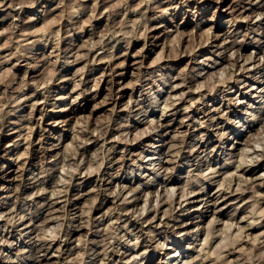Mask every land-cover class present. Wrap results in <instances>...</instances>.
<instances>
[{
  "label": "rangeland",
  "instance_id": "obj_1",
  "mask_svg": "<svg viewBox=\"0 0 264 264\" xmlns=\"http://www.w3.org/2000/svg\"><path fill=\"white\" fill-rule=\"evenodd\" d=\"M263 96L264 0H0V264H264Z\"/></svg>",
  "mask_w": 264,
  "mask_h": 264
},
{
  "label": "bare ground",
  "instance_id": "obj_2",
  "mask_svg": "<svg viewBox=\"0 0 264 264\" xmlns=\"http://www.w3.org/2000/svg\"><path fill=\"white\" fill-rule=\"evenodd\" d=\"M149 2H150V1H149ZM153 11H154V10H153ZM70 37H71V36H70ZM45 40H46V39H45ZM258 42H259V41H258ZM70 45H71V44H70ZM32 46H33V45H32ZM28 47H29V46H28ZM24 50H25V49H24ZM61 51H62V50H61ZM204 51H205V50H204ZM92 52H93V51H92ZM21 57H22V56H21ZM195 57H196V56H195ZM248 58H249V57H248ZM231 59H232V58H231ZM233 60H234V59H233ZM235 61H236V59H235ZM235 61H234V62H235ZM247 61H248V59H247ZM249 61H250V60H249ZM238 62H239V61H238ZM245 62H246V61H245ZM236 64H237V63H236ZM233 65H235V64H233ZM251 68H252V67H251ZM246 69H247V68H246ZM211 74H212V73H211ZM219 74H220V73H219ZM189 76H190V75H189ZM211 76H213V75H211ZM232 76H233V75H232ZM192 79H193V78H192ZM230 79H231V78H230ZM183 80H184V79H183ZM190 82H191V81H190ZM190 82H189V83H190ZM224 84H226V83H224ZM51 86H52V85H51ZM217 86H218V85H217ZM222 86H223V85H222ZM184 87H185V86H184ZM202 87H203V86H202ZM251 89H253V87H251ZM214 90H215V89H214ZM210 91H211V90H210ZM255 92H256V91H255ZM254 95H255V94H254ZM252 97H253V98H256V97L253 96V95H252ZM252 97H251V98H252ZM263 97H264V96H263ZM263 97H262V98H263ZM257 98H258V97H257ZM63 99H65V95L62 96L61 98H59L58 100H63ZM181 100H182V98H181ZM202 100H203V99H202ZM200 101H201V100H200ZM259 104H261V103H259ZM263 104H264V103H262V105H263ZM192 105H193V104H192ZM167 106H168V105H167ZM66 107H67V105L64 106L61 110H59V111H57V112H64L65 109H66ZM165 107H166V106H165ZM33 108H34V107H33ZM166 108H168V107H166ZM263 108H264V107L259 106V107L255 108V109L253 110L252 113H250V116L253 117V118H251V121H250V122H252V121L255 120V119L258 120L257 115H260V112H262L261 110H262ZM138 109H139V107H138ZM33 110H34V109H33ZM33 110H32V111H33ZM257 110H258V112H257ZM34 111H36V109H35ZM263 111H264V110H263ZM1 115H2V114H1ZM261 115H262V114H261ZM33 119H34V118H33ZM248 120H250V119H248ZM30 121H31V120H30ZM63 122H65V121H62L61 123H63ZM153 122H154V121H153ZM190 122H191V121H190ZM15 125H16V124H15ZM263 125H264V124H263ZM165 126H166V125H165ZM249 126H250V125H249ZM242 127H243V126H242ZM154 128H155V126H154ZM156 128H157V127H156ZM208 128H209V127H208ZM249 128H251V127H249ZM262 128H264V127H262ZM33 130H34V129H33ZM148 130H149V129H148ZM86 131H87V130H86ZM145 132H146V130H145ZM238 132H239V131H238ZM256 132H257V131H256ZM263 132H264V130H263ZM31 133H32V132H31ZM92 134H93V133H92ZM60 135H62V134H60ZM183 135H184V134H183ZM184 136H185V135H184ZM186 136H187V134H186ZM186 136H185L184 138H186ZM252 136H254L253 133L250 134V136H246V137H247V139H248V137L251 139ZM261 136H262V134H261ZM148 137H151V134H150ZM246 137H245V138H246ZM30 138H31V137H30ZM156 138H157L156 141H158V140H160V139L162 138V135L157 136ZM184 138H183V139H184ZM263 138H264V137H263ZM250 139H249V140H250ZM57 140H58V139H57ZM135 140H136V139H135ZM140 140H141V139H140ZM251 140H252V139H251ZM244 141H245V140H244ZM161 142H162V141H161ZM249 142H250V141H249ZM262 142H263V141H262ZM198 143H199V142H198ZM245 143H246V141H245ZM247 143H248V141H247ZM257 143H258V142H257ZM243 144H244V142H243ZM263 144H264V143H263ZM152 145H153V148H154L153 150H156V149L159 147V146H157V145L154 144V143H153V144H150L149 146H152ZM155 145H156V146H155ZM241 145H242V144H241ZM14 146L17 147L18 145H17V144H14V145L10 146L9 148L14 147ZM126 146H127V145H126ZM175 146H176V145H174V146H172V147H175ZM184 146H185V145H184ZM245 146H246V145H245ZM246 147H248V146H246ZM14 148H15V147H14ZM181 149H183V148H181ZM257 149H258V148H257ZM174 150H175V148H174ZM236 150H238V148H237ZM246 150H247V149H242L241 151H242V152H246ZM251 150H252V149H251ZM262 150H263V149H262ZM109 151H110V150H109ZM248 151H250V149H249ZM248 151H247V152H248ZM155 152H156V151H155ZM155 152H154V151H153V152L151 151V155H155ZM197 152H198V151H197ZM247 152H246V153H247ZM13 153H14V152L9 153L10 156H9V159H7V162H11V161H10V160H11V155H12ZM238 153H239V152H238ZM16 154H17V153H16ZM77 154H78V153H77ZM107 154H108V153H107ZM159 154H160V153H159ZM242 154H243V153H242ZM132 155H133V154H132ZM240 155H241V154H240ZM21 156H22V155H21ZM21 156H20V157H21ZM56 156H57V155H56ZM246 156H247V154H246ZM253 156H255V155H253ZM263 156H264V155H263ZM105 157H106V156H105ZM240 157H242V155H241ZM158 158H159V157H158ZM242 158H244V156H243ZM251 158H252V157H251ZM255 158H256V157H255ZM257 158H258V157H257ZM120 159H121V158H120ZM120 159H119V162H120ZM101 160H102V159H101ZM121 160H122V162H123L122 165H125V163H126V161H127L128 159L125 157V158H123V159H121ZM149 160H152V161H153L152 165H156V164H155V160H156L155 157H150ZM196 160H197V159H196ZM196 160H194V161H196ZM230 160H231V159H229L228 162H226L224 165H229V164L231 163ZM244 160H245V159H243V160L239 163V165L236 167V170H238L239 168H243V166H245L246 161L248 160V158H247V160H246L245 162H243ZM249 160H250V158H249ZM249 160H248V161H249ZM173 161H174V160H173ZM253 161H254V160H253ZM256 161H257V160H256ZM258 161H259V160H258ZM122 162H121V163H122ZM237 162H239V161H237ZM249 162H250V161H249ZM62 163H63V162H62ZM169 163H170V161L166 162L165 164H169ZM255 163H256V162H255ZM257 163H258V162H257ZM79 164H80V163H79ZM72 165H73V164H72ZM197 165H198V164H197ZM254 165H255V164H254ZM75 166H76V165H75ZM249 167H251V166H249ZM249 167H248V168H249ZM259 167H260V166H259ZM162 168H163V167H161L160 169H162ZM9 169H10V168H9ZM100 169H101V168H100ZM149 169H150V168H149ZM76 170H77V169H76ZM151 171H152V170H151ZM212 171H213V170H212ZM242 171H244V172H248V171H245V168H243ZM71 172H72V171H71ZM214 172H217V171H214ZM175 173H176V172H175ZM73 174H74V173H73ZM76 174H77V173H76ZM76 174H75V175H76ZM87 174H88V173H87ZM233 174H234V173H233ZM233 174H231V175H233ZM66 175H67V174H66ZM68 175H69V174H68ZM71 175H72V174H71ZM262 175H263V174H262ZM262 175H261V176H262ZM72 176H73V175H72ZM148 176H149V175H148ZM263 176H264V175H263ZM230 177H232V176H230ZM233 177H234L235 179H238V180L240 181V177H241V176L237 175L236 173L233 175ZM149 178H150V177H149ZM234 178H233V179H234ZM147 179H148V178H147ZM260 179H261V178H260ZM230 180H231V182L233 181L232 178H230ZM238 180H237V181H238ZM248 180H249V179H248ZM223 181H224V180H223ZM225 181H226V180H225ZM66 182H67V181H66ZM231 182H230V183H231ZM188 183H189V182H188ZM230 183H229V184H230ZM242 183H243V182H242ZM251 183H252V182H251ZM229 184H228V185H229ZM247 184H248V183H247ZM260 184H261V183H260ZM69 186H70V185H69ZM194 186H195V185H194ZM221 186H222V185H221ZM236 186H237V185H236ZM244 186H246V185L244 184ZM256 186H258V185H256ZM260 186L263 187L264 185L261 184V185H259V187H260ZM121 187H122V186H121ZM197 187H198V186H197ZM218 187H219V186H218ZM239 187H240V186H239ZM247 187H248V186H247ZM171 188H172V187H171ZM171 188H170V189H171ZM189 188H190V186H189ZM227 188H228L229 191H230V189H231L230 185H229V187H227ZM252 188H253V187H252ZM252 188H251V189H252ZM72 189H73V188H72ZM121 189H123V188H121ZM173 189H174V188H172V190H171L170 193H172ZM183 189H184V188H183ZM228 189H227L226 192H228ZM247 189H248V188H247ZM247 189H246V190H245V189H244V190H243V189H236V191H235L236 194H234V195H238V194H239V195H242V196H243V195H245V193H248ZM40 190H41V189H40ZM42 190H43V189H42ZM54 190H55V189H54ZM54 190H53V191H54ZM60 190H61V189H60ZM165 190H167V189H165ZM193 190H194V189H193ZM203 190H204V189H203ZM220 190H221V189H220ZM224 190H226V189H224ZM43 191H44V190H43ZM122 191H123V190H122ZM184 191H185V190H184ZM184 191H183V192H184ZM63 192H65V191H63ZM66 192H67V191H66ZM162 192H163V191H162ZM226 192H225V193H226ZM233 192H234V191H233ZM233 192H230V193H233ZM95 193H96V192H95ZM98 193H99V192H98ZM112 193H113V192H112ZM114 193H115V192H114ZM166 193H167V192H166ZM194 193H195V192H194ZM194 193H193V194H194ZM228 193H229V192H228ZM65 194H66V193H65ZM118 194H119V193H118ZM198 194H199V193H198ZM57 195H58V194H57ZM165 195H166V194H165ZM167 195H169V194L167 193ZM170 195H171V194H170ZM65 196H66V195H65ZM171 196H172V198L169 199V200H172V202H173V200H174V199H173V195H171ZM185 196H186V195H185ZM115 197H116V196H115ZM159 197H160V196H157V200H156V199H155V200L158 201V199L161 198V197H160V198H159ZM183 197H184V195H183ZM187 197H188V196H187ZM167 198H168V196H167ZM169 198H170V196H169ZM237 198H238V197H237ZM239 198H240V197H239ZM239 198H238L237 200H239ZM48 199H49V198H48ZM187 199H188V198H187ZM187 199H184L185 202H186ZM234 199H235V198H234ZM242 199H244V198L242 197ZM202 200H203V199H202ZM263 200H264V199H263ZM159 201H160V200H159ZM175 202H176V201H175ZM187 202H188V201H187ZM194 202H195V201H193V202H191V203H194ZM197 202H198V201H197ZM200 202H202V201H200ZM50 203H51V202H50ZM50 203L48 204V208L51 207V206H50ZM52 204H53V203H52ZM52 204H51V205H52ZM159 204H160V203H159ZM159 204H157V206H156L157 209H159V208H158V207L160 206ZM170 204H172V203H170ZM183 204H186V203H183ZM188 204H190V203H188ZM205 204H206V203H205ZM161 205H162V204H161ZM172 205H173V204H172ZM181 205H182V204H181ZM214 205H215V204H214ZM52 207H53V205H52ZM170 207H171V206H170ZM173 207H174V205H173ZM185 207H186V206H185ZM187 207H188V206H187ZM199 207H200V206H199ZM48 208H47V209H48ZM160 209H161V208H160ZM195 209L197 210V212H199V217H201V216L203 215V214H202V213H203V212H202V209L200 210V209L198 208V206H197V208H196V206H195V207H193L192 210H195ZM180 210H181V209H180ZM189 210H190V209H189ZM155 211H156V209H155ZM158 211H159V210H157V212H155V213L157 214ZM173 211H174V208H173ZM184 211H185V210H184ZM13 212H14V211H13ZM132 212H133V211H132ZM165 212H166V211H165ZM167 212H168V211H167ZM167 212L165 213V215L168 214L170 211H169L168 213H167ZM35 213H36V212H35ZM64 213H65V212H64ZM118 213H119V212H118ZM128 213H129V210H128ZM3 215H4V214H3ZM3 215H2V216H3ZM30 215H31V213H30ZM110 215H111V214H110ZM125 215H126V214H125ZM170 215H171V214H170ZM170 215H169V216H170ZM257 215H258V214H257ZM257 215H256V216H257ZM39 216H40V215H39ZM187 216H188V215H187ZM20 217H21V215H20ZM154 218H155V217H154ZM244 218H245V217H244ZM35 219H36V218H35ZM56 219H57V218H56ZM68 219H69V218H68ZM121 219H122V218H121ZM155 219H156V218H155ZM168 219H169V218H168ZM152 220H153V219H152ZM160 220H161V219H160ZM242 220H243V219H242ZM99 221H100V220H99ZM153 221H154V220H153ZM153 221H151V222H153ZM171 221H172V220H171ZM146 222H147V220H146ZM149 222H150V221H149ZM10 223H12V222H10ZM116 223H117V222H116ZM163 223H164V222H163ZM163 223H162V224H163ZM253 223H254V222H253ZM166 224H167V223H166ZM170 224H171V223H170ZM187 224H188V223H186V225H187ZM234 224H235V223H231V224L229 225L230 228H232V227L234 226ZM42 225H43V224H42ZM160 225H161V224H160ZM184 225H185V224H184ZM111 226H112V225H111ZM81 227H82V226H81ZM81 227H78V229H74V230L77 231V232H79V231L81 230V229H79V228H81ZM99 227H100V226H99ZM123 227H124V226H123ZM76 228H77V227H76ZM120 228H121V227H120ZM28 229H29V230L26 231L25 234H26V233H29L30 231H32L33 229H35L34 232H33V234H34V233L36 232V230H37L35 224H33V225H31L30 227H28ZM39 229H40V228H39ZM228 229H229V228H228ZM228 229H226V230H228ZM237 229H238V228H237ZM237 229H236V230H237ZM239 229L241 230V228H239ZM72 230H73V229H72ZM240 230H239V231H240ZM38 231H39V230H38ZM118 231H119V230H118ZM73 232H74V231H73ZM130 232H131V231H130ZM241 232H242V231H241ZM116 233H117V232H116ZM153 233H154V232H153ZM36 234H37V233H36ZM36 234H35V235H36ZM208 234H209V233H208ZM212 234H213V233H212ZM196 235H197V234H196ZM241 235L243 236V232H242V234H240V236H241ZM263 235H264V234H263ZM21 236H22V235H21ZM212 236H213V235H212ZM233 236H234V235H233ZM242 236H241V238H242ZM260 236H262V235H260ZM153 237H154V236H153ZM196 237H198V235H197ZM209 237H210V235H209ZM246 237H247V236H246ZM29 238H32V237H29ZM106 238H107V237H106ZM117 238H118V237H117ZM137 238H138V237H137ZM35 239H36V238H35ZM56 239H57V238H56ZM206 239H207V238H206ZM206 239H205V240H206ZM40 240H41V239H40ZM111 240H112V239H111ZM195 240H196V239H195ZM238 240H239V238H238ZM6 241H8V240H6ZM30 241H31V239H30ZM30 241H29V242H30ZM239 241H240V240H239ZM239 241H238V242H239ZM242 241H243V240H242ZM247 241H248V240H247ZM109 242H110V241H109ZM177 242H179V241L176 240V239H175V240L173 239V240L171 241V244H170V245H174V246H173V247L171 246L169 249H166V251H168V250H173V252H171V253L168 254V259H169V261H164V262H162V264H179V262H177V261L180 260V256H181L182 254H181V252L179 251V248H177V247H178V246L176 245ZM258 242H259V241H258ZM92 243H93V242H92ZM256 243H257V242H256ZM4 244H5V243H4ZM32 244H33V243H32ZM204 244H205V243H204ZM206 244H207V243H206ZM261 244H262V243H261ZM8 245H10V244H8ZM98 245H99V244H98ZM259 245H260V244H259ZM106 246H107V245H106ZM10 247H11V246H10ZM157 247H158V246H157ZM59 248H60V246H59ZM180 248H181V247H180ZM190 248H191V247L189 246V247H188V250H189ZM35 251H37V249H36ZM38 251L40 252V250H38ZM59 251H60V250H59ZM121 251H122V250H121ZM61 252H64V250L61 251ZM237 252H238V251H237ZM45 253H48V251H46ZM102 253H103V252H102ZM105 253H106V252H105ZM42 254H43V253H42ZM113 254H114V253H113ZM116 254H117V253H116ZM125 254H126V253H125ZM125 254H123V255L120 254V255L123 257ZM67 255H68V254H67ZM37 256H38V255H37ZM210 256H211V255H210ZM38 257H39V256H38ZM46 257H47V256H46ZM105 257H106V256H105ZM44 258H45V257H44ZM60 258H61V257H60ZM223 258H224V257H223ZM237 258H238V257H237ZM255 258H256V257H255ZM247 259L249 260V258H247ZM28 260H29V259H28ZM37 260H39V259H34L33 261L35 262V261H37ZM237 260H238V259H237ZM46 261H47V260H46ZM50 261H52V260H49V259H48L47 262H50ZM204 261H205V260H204ZM259 261H260V259H259ZM37 262H38V261H37ZM231 262H232V261H231ZM234 262H235V261H234ZM100 263H101V262H100ZM100 263H99V264H100ZM188 263H189V262H188ZM235 263H237V262H235ZM240 263H241V262H240ZM247 263H248V262H247ZM256 263H257V262H256ZM80 264H81V263H80ZM186 264H187V263H186ZM237 264H238V263H237ZM242 264H245V263H242ZM248 264H249V263H248Z\"/></svg>",
  "mask_w": 264,
  "mask_h": 264
}]
</instances>
